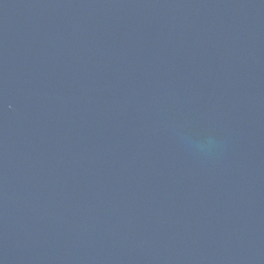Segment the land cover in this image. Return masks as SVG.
Wrapping results in <instances>:
<instances>
[{
  "label": "water",
  "instance_id": "obj_1",
  "mask_svg": "<svg viewBox=\"0 0 264 264\" xmlns=\"http://www.w3.org/2000/svg\"><path fill=\"white\" fill-rule=\"evenodd\" d=\"M0 264H264V0H0Z\"/></svg>",
  "mask_w": 264,
  "mask_h": 264
}]
</instances>
